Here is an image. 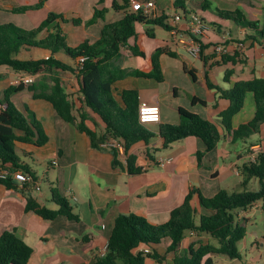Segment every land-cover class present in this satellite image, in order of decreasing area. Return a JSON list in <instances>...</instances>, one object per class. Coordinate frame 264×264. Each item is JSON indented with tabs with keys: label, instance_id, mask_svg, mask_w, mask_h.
Segmentation results:
<instances>
[{
	"label": "crops",
	"instance_id": "obj_1",
	"mask_svg": "<svg viewBox=\"0 0 264 264\" xmlns=\"http://www.w3.org/2000/svg\"><path fill=\"white\" fill-rule=\"evenodd\" d=\"M37 1L39 2V0H0V25L7 24L8 22L4 21L13 19L12 15L29 16L28 14L38 12L39 10H31L25 14L11 12L15 8L34 6ZM115 1L118 0H105L104 4L99 5V0H58V4H54L52 8L49 6L52 0H49L42 9H47V14L55 12L63 15L69 21L80 19L86 22L92 19L95 9H109ZM132 1L129 0L130 11ZM137 1H154L157 5V17L174 10L175 0ZM260 5L264 10V0H261ZM118 11L123 13L112 15L109 12L105 22L100 20L90 27H86L85 24L75 26L72 22L62 21H59V24L67 35L69 46L77 47L87 40L90 43L98 41L104 24L124 18L126 12ZM243 12L245 13L244 10ZM108 15H110L109 19ZM254 21H259L264 27L262 16ZM169 25L171 26V22ZM145 26L142 24L137 26V38L130 42L131 45L137 43L145 51L144 63H141L140 57L132 56L127 46L122 50L123 68L134 66L139 71L150 72L152 55L162 47L170 48L177 54V58L166 55L161 57L164 75L162 83L154 79L137 77H129L117 82L114 85L116 100L121 102L120 95L123 91L136 90L140 94V103L159 106L161 122L149 126L155 133H158L160 125L180 124L179 110L184 109L217 124L222 135L221 140L213 151L205 155L202 161L204 168H200L197 154L205 150V145L200 139L190 137L175 143L167 150H162L163 140L157 136L150 145L139 143L133 147L131 153L138 155L137 165L142 168V172L139 175H130L123 168L113 167V156L110 151L93 149L87 135L79 132L75 125L64 122L50 103L34 99L33 94L28 90L13 95L11 98L13 103L22 106L24 112H21L25 115L30 117L34 115L48 137L47 143L41 147L17 144V150L24 156L23 160L19 157L21 164L35 172L37 184L41 187L40 191H36L33 185L21 184L17 181H15V190H7L0 184V236L5 231H13L28 244L33 249L29 264H94L95 259L107 250L115 221L119 216L136 214L151 224L162 225L169 221L172 211L184 203L189 191L194 187L207 198L214 197L220 191L230 194L240 193L244 190L241 169L250 161L249 154L252 148L264 151V130L246 141H233L231 134L220 123V116L229 108L230 103L221 98L217 91L209 90L206 84L207 76L213 84L225 89L232 88L241 80L264 79V40L252 41L251 37L257 35L242 28L235 37L232 33L223 32L221 24L217 21L215 25L211 23V30L202 39L201 58L195 60L183 49L174 45L170 31L168 40L155 43L157 41L155 32L153 31L154 38H150L146 34ZM227 38L229 40L226 44L231 53L226 56L235 58L233 63L221 61L222 58L212 55L211 51L213 44L221 43ZM236 43L241 45L240 49L235 47ZM47 57H50V53L40 49L23 50L18 56L20 60H38ZM57 58L70 62L64 54H59ZM206 59L208 63L205 62ZM228 70H232L233 75L230 83H225L224 77ZM0 75L2 76L1 100L6 89L14 85L18 77L23 74L1 68ZM58 77L71 99H77L79 97L77 76L59 72ZM195 99L205 102L206 105L194 103ZM255 112L254 95L248 94L244 108L233 119V128L237 129L251 121ZM88 124L99 133H103L98 121L96 127L92 122ZM148 151L155 153V162L147 157ZM165 157H172L173 162L162 168L158 165V159ZM30 162L43 167L42 177ZM43 183L46 184V189H43ZM56 188L76 208L80 217L78 222L63 216L54 221H46L26 211L27 198H33L41 206L57 210L58 206L52 201V190ZM194 205L199 213L212 215L211 211L199 208L197 200L194 201ZM263 209L264 200L238 214L239 219L245 221L247 225V233L242 241L246 242L250 229L258 225L259 211L263 213V231L254 229L251 232L255 239L250 243L251 248L255 245L259 249V238L264 240ZM170 243V241L164 242L156 249L164 253ZM199 243L217 245L209 236L199 235L193 231L183 240L181 250H187ZM248 246L249 244L246 243V250ZM220 256L222 255L211 256L215 264H236L237 260L226 258L218 260ZM241 260L242 254L238 261ZM167 261L172 264L173 255H169ZM252 262L258 264L259 261L255 257ZM147 264L155 263L149 261Z\"/></svg>",
	"mask_w": 264,
	"mask_h": 264
},
{
	"label": "trees",
	"instance_id": "obj_2",
	"mask_svg": "<svg viewBox=\"0 0 264 264\" xmlns=\"http://www.w3.org/2000/svg\"><path fill=\"white\" fill-rule=\"evenodd\" d=\"M48 0H39L34 6L19 7L11 10L14 14H25L31 10H40ZM105 0H99V5ZM120 7L115 1L114 10H124L123 19L106 23L101 29L100 39L95 43L85 41L77 47L69 46L67 35L60 26L72 22L75 26L85 24L93 26L98 21L105 22L108 9H95L94 16L89 21L73 19L69 21L63 15L50 13L41 25L27 31L12 23L0 25V69L7 68L12 72L37 77L29 86L24 83L12 85L4 92L0 100V172L10 170L12 173L23 172L36 179L35 172L28 166L21 164L17 154V144H29L36 147L45 145L48 137L40 122L34 115L27 116L22 113L11 100L12 96L28 90L34 99L50 103L56 114L66 123L76 126L77 130L87 135L90 145L95 150H108L113 156V167L123 168L130 175H139L142 168L137 165L138 155L131 153L134 146L139 143L150 145L155 137L163 140L162 150L169 149L175 143L190 137L200 139L205 150L197 154L198 165L202 163L206 154L213 151L221 140L219 126L197 114L184 109L179 110L180 124L160 125L158 133L148 126L139 123L140 94L136 90H125L121 93V102L114 96V85L129 77L154 79L159 83L164 81L161 66L163 55L176 59L177 54L168 47L157 49L151 58L152 70L148 73L123 68V48H129L134 57H146L145 51L131 40L137 38V26L142 24L149 27H162L168 32L171 26L169 17L165 14L156 18H149L142 12L130 11L129 0H123ZM189 0H175L174 10L186 11ZM203 11L212 8L208 0L201 4ZM216 15L225 21H231L236 26L254 32L257 36L252 41L264 40V27L259 21L249 19L243 10L237 8L233 11L216 9ZM215 25V24H213ZM46 33V34H45ZM45 34V36H43ZM146 34L154 38L153 29H147ZM40 49L50 53L49 59L20 60L19 54L23 50ZM64 54L70 62L57 58ZM81 59H85L81 61ZM225 63L235 62V58L223 56ZM208 63V59L205 60ZM76 75L79 84V97L71 99L58 77V73ZM196 80L194 74H192ZM233 71L228 70L224 77L225 83H230ZM2 76L0 75V80ZM207 88L217 91L221 98L229 101V108L220 116V123L229 132L234 142L246 141L251 136L261 134L264 130V79L238 81L232 88L225 89L216 86L207 76ZM248 94L254 95L256 112L251 121L234 129V117L245 106ZM206 105L205 102L195 99L193 101ZM101 124L103 133L89 126L92 122ZM110 140H115L122 147V155L117 149L104 148ZM154 152L148 151L147 157L156 161ZM125 159V163L122 161ZM244 177L240 193L220 191L212 198L205 197L201 191L194 187L185 198L184 203L172 211L170 219L162 225L151 224L145 218L136 214L121 215L116 221L108 242L106 253L95 259L94 264H171L167 261L173 255L172 264H215L211 256H227L231 260H240L239 243L247 233L245 221L239 219V212L246 211L254 204L264 200V152L257 155L256 162L249 161L242 167ZM257 179L260 190L249 191V183ZM0 184L7 190H15L16 183L12 177L3 180ZM198 201L199 208L211 211L212 215L199 213L194 201ZM52 201L58 206L51 210L41 206L35 199L27 198L26 211L32 212L46 221H54L58 217H66L71 221L80 220L79 213L70 201L63 197L58 189L52 190ZM264 210V209H263ZM207 235L217 245H192L187 250H181L183 240L189 232ZM170 245L163 253L156 248L164 242ZM148 249L149 252H142ZM33 256V249L20 239L15 232L5 231L0 236V264H29Z\"/></svg>",
	"mask_w": 264,
	"mask_h": 264
},
{
	"label": "built area",
	"instance_id": "obj_3",
	"mask_svg": "<svg viewBox=\"0 0 264 264\" xmlns=\"http://www.w3.org/2000/svg\"><path fill=\"white\" fill-rule=\"evenodd\" d=\"M132 12H142L144 16L149 18H156L157 5L154 1H132L131 6ZM169 18H171V30L170 33L172 35L173 43L177 48L183 49L189 57L192 59L198 60L201 58L203 44L202 39L206 37L207 33L211 30L210 25L207 21L197 15L196 13H177V12H166ZM184 27V29H182ZM229 39H225L221 43H215L212 45V55L217 58H222L223 56L229 55L231 53L230 48L226 44V41ZM237 49L241 48L239 43L235 44ZM46 59H49L47 57ZM85 59H81L83 61ZM36 80V77L29 75L19 76L18 79L14 82L15 85H19L24 83L26 86L33 84ZM161 122V108L157 105H151L146 102H142L139 105V123L144 126H150L152 124H159ZM104 148H114L119 151L122 155L123 150L122 147L115 140H110L106 144H103ZM252 152L249 154V159L251 162H256L257 155L260 152L257 149L252 148ZM124 159V158H123ZM125 163V159L123 161ZM173 162L172 157H165L158 159V165L162 168ZM8 177H12L15 181L21 184H30L33 185L36 191H40L41 187L37 184V181L31 175H27L23 172L20 173H12L10 170H3L0 172V179H7ZM142 252H149L148 249H141ZM106 253L103 252L101 256Z\"/></svg>",
	"mask_w": 264,
	"mask_h": 264
},
{
	"label": "rangeland",
	"instance_id": "obj_4",
	"mask_svg": "<svg viewBox=\"0 0 264 264\" xmlns=\"http://www.w3.org/2000/svg\"><path fill=\"white\" fill-rule=\"evenodd\" d=\"M57 1L58 0H52V2H50L49 6L54 8V4H58ZM203 1L204 0H189V2L186 5V11L189 13H196L200 17H203L206 21L208 20L207 23L210 25V27H211V23L216 24V22L218 21V23L221 24V30L223 32H227L229 34L232 33V35L235 37L238 36V31H239L240 27L236 26L231 21H225V20L220 19L216 15V12H215L216 9L233 11V10L239 8L241 10L243 9L245 11V13L247 14V16H249L253 20H256L257 18H259L261 16L264 19V10L260 5L261 0H244V1H241V0H208L211 3L212 8L209 10H206V11H203V9L201 8V4ZM160 2L161 1H159V3ZM46 3H45V5H46ZM117 3L120 7H122L124 5L123 0H118ZM159 6H160V4H159ZM108 10H109V12L112 13V15H114V14L121 15L120 13H123V12L119 13L118 10H114L113 5ZM47 11L48 10L44 8L42 10H39L36 13L28 14L29 16L12 15L13 19L11 18L9 21H4V22L12 23L17 27H20L24 30L30 31V30L38 28L41 25V23L47 18V16H48ZM171 12L172 13L173 12L183 13V11H181V10H178V11L173 10ZM51 13H55V12H51ZM55 14H58V13H55ZM27 17H29V18H27ZM107 18L109 19L110 15H108ZM0 22H1V19H0ZM113 22H116V21L112 20V21H108L107 23H113ZM169 22H171V18L168 19V23ZM148 28L153 29V31L155 32V39H157V41L155 43H158L159 41L168 40L169 34H168V31L166 29H164L162 27H153L152 28L149 26H145V29H148ZM140 58H141L140 59L141 63H144V60H143L144 58H142V57H140ZM127 68L131 69V70L132 69L137 70L136 68H134V66L133 67H127ZM16 104H17V108L20 111H23V107L20 106L18 103H16ZM18 156L22 160L24 159V156H22L20 151H18ZM30 165H32V167L37 171L38 175L40 177H42L43 170H44L43 167H40L37 164H33L32 162H30ZM42 187H43V189L47 188L45 183L42 184ZM258 190H260L259 181L257 179H254L249 186V191H258ZM258 217H259L258 225L255 226L254 228L250 229V232L247 235L246 242H241L239 244V251L242 254V260L241 261L237 260L236 264H255L254 262H252V259H254L255 257H257V259L259 261L258 264H264V240L259 238V242H260L259 249L255 245H252L253 248H251V244H250L251 242H254V240H255L251 232L254 229H257L258 231H263V223H262L263 222V220H262L263 213L261 211H259ZM246 243L249 244L247 250L245 248ZM220 257L221 258H218V260L219 259H225V258L229 259L227 256H220ZM228 261H230V260H228Z\"/></svg>",
	"mask_w": 264,
	"mask_h": 264
}]
</instances>
